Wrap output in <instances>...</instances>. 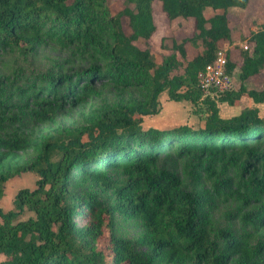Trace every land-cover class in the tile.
I'll list each match as a JSON object with an SVG mask.
<instances>
[{
    "label": "trees",
    "instance_id": "trees-1",
    "mask_svg": "<svg viewBox=\"0 0 264 264\" xmlns=\"http://www.w3.org/2000/svg\"><path fill=\"white\" fill-rule=\"evenodd\" d=\"M128 1L134 6L114 12L108 0H0V50L32 51L48 39L97 55L95 62L69 74L36 76L34 82L43 85L33 84L27 91L25 106L41 121L55 122L58 110L86 102L79 128L53 129L40 140L0 138V199L10 178L27 171L38 175L33 188L17 191L13 208L0 206V254L5 256L0 264H149L155 256L166 264H264L259 244L227 230L221 231L226 242L220 247L203 225L206 199L182 189L172 172L158 167V157L165 153L191 155L202 164L222 162L235 150L242 155L241 176L248 174L239 183L245 191L239 195L248 203V188L264 194V114L258 107H243L225 118L217 102L206 98L209 112L197 128L143 126L144 115L161 111L162 93L170 101H199V72L233 39L230 11L245 9L250 0ZM156 1L169 20L194 19L202 51L187 59L188 38L173 39L170 51L157 61L149 47L136 43L157 29ZM206 7L215 12L205 16ZM124 16L130 33L122 26ZM249 40L252 49L240 51V85L221 93L220 102L240 104L243 96L264 102V81L261 88L245 83L264 68V22ZM226 56V70L232 73L237 67L232 50ZM3 87L0 77V97ZM7 105L0 99V127L13 119ZM27 147L38 151L37 158L21 164L19 151ZM113 167L121 169L123 179L110 175ZM79 181L111 190L122 214L141 219L150 256L113 233V209L95 191L80 193ZM27 210L34 215L21 219ZM79 216L85 218L83 224L76 223Z\"/></svg>",
    "mask_w": 264,
    "mask_h": 264
},
{
    "label": "rangeland",
    "instance_id": "rangeland-1",
    "mask_svg": "<svg viewBox=\"0 0 264 264\" xmlns=\"http://www.w3.org/2000/svg\"><path fill=\"white\" fill-rule=\"evenodd\" d=\"M108 4L114 12L126 6H134L128 0H108ZM212 12L215 11L211 7L204 10L205 16L211 15ZM154 15L156 31L149 39L141 38L136 43L140 47H149L155 60L160 61L161 57L170 51L173 39L181 41L188 38L187 59L202 51L201 39L194 36L193 18L178 17L169 20L159 1L154 3ZM229 18L235 34L230 42L222 44L221 50L224 53L232 50V59L236 61L237 67L230 74V84L237 88L240 85L239 66L242 60L240 51L251 50L253 47L249 38L252 31L258 30L264 22L263 0H250L245 9L231 10ZM121 21L125 32L130 33L128 18L124 16ZM96 58L97 55L90 50L83 51L77 46L69 47L59 40L48 39L42 40L32 51H23L17 47L0 50V77L4 78L3 95L0 99L8 104L6 111L13 117L0 127V138L4 141L40 140L53 129L79 128L82 124L80 114L86 110V102L76 107L67 105L58 110L55 122L41 121L31 116L30 109L25 106L29 95L27 91L33 84L36 85L35 88L43 85L39 80L34 82L38 75L69 74L72 70L87 67L89 63L95 62ZM263 76L264 68L249 83H245L249 86H259ZM219 92L212 91L211 94L217 102L220 115L234 116L233 108L227 104L221 105L222 102L218 101ZM63 93L64 89L59 91V95ZM160 104L161 111L158 114L143 116L145 128L156 126L165 129L183 124L197 128L204 123L209 112L205 100L200 99L197 103L189 100L170 101L166 93L160 95ZM259 111L264 114V104L260 105ZM19 154L20 163L26 164L37 158L38 151L27 147L24 151H19ZM241 163L242 155L235 150L229 151L222 162L206 160L202 164L191 155L177 157L174 153H165L158 157V167L172 172L178 178L182 189L192 191L206 199L203 225L220 247L226 242L221 236V231L227 230L236 238H241L252 245L259 244L264 258V194H253L252 189L248 188V203L239 195V192L244 191L243 188L238 189L239 183L248 177L247 173L244 178L241 176ZM208 167L212 168L213 173L208 171ZM110 175L116 180L124 177L121 169L117 167L111 168ZM37 178V174L27 171L11 178L12 181L7 180L0 202L1 207L5 211L13 208L17 191L24 187L33 188ZM216 183L219 186H216ZM86 188L88 191L97 192L102 203L113 209V233L131 241L139 253L150 256L151 249L144 242L146 229L141 219L122 214L115 207L116 200L111 190H98L89 181H79L77 190L83 193ZM33 215V212L27 210L20 218L25 219ZM260 215H263L262 220ZM84 221L83 216L76 218L77 224H83ZM0 258H4V255ZM228 259L234 263V257L229 256ZM149 264H166V260L161 256H155L151 258Z\"/></svg>",
    "mask_w": 264,
    "mask_h": 264
},
{
    "label": "built area",
    "instance_id": "built-area-1",
    "mask_svg": "<svg viewBox=\"0 0 264 264\" xmlns=\"http://www.w3.org/2000/svg\"><path fill=\"white\" fill-rule=\"evenodd\" d=\"M227 61L228 58L226 56V52L224 53V51L219 49L216 53L215 59L199 72L198 86L202 92L200 97L201 100H205L206 98L215 100L214 96L211 94L212 91H220V95L227 90L234 89V86L230 84L231 73L226 70Z\"/></svg>",
    "mask_w": 264,
    "mask_h": 264
},
{
    "label": "crops",
    "instance_id": "crops-1",
    "mask_svg": "<svg viewBox=\"0 0 264 264\" xmlns=\"http://www.w3.org/2000/svg\"><path fill=\"white\" fill-rule=\"evenodd\" d=\"M212 13H214V12H212ZM211 13V14H212ZM232 26V25H231ZM235 34V33H234ZM259 74V73H258ZM257 74V75H258ZM256 76V75H255ZM255 76H253V77H255ZM253 77H250L249 79H247L245 82L246 83H249L250 82V80L253 78ZM263 81H264V76H263V78H262V80H261V82H260V85L259 86H249V85H247V86H249V87H254V88H261V86H262V83H263ZM225 104H227V105H229V107H231V108H233V115H238L241 111H242V108L243 107H249V106H256V107H258V109L260 108V105L261 104H264V102L263 103H255L254 101H253V99H251V98H249L248 96H243V98H242V100H241V103L240 104H235V105H231V104H229V103H227V102H222L221 103V105H224L225 106ZM259 113L261 114V112L259 111ZM262 115V114H261ZM144 116H148V115H144ZM151 116H154V115H151ZM229 116H227V117H225V118H228ZM19 175V174H18ZM15 177V176H14ZM13 178V177H12ZM11 179V178H10ZM11 181H12V179H11ZM10 188H11V186H10ZM0 202H1V199H0ZM0 206H1V203H0ZM11 209V208H10ZM4 210V209H3ZM9 210V209H8ZM5 211V210H4ZM7 211V210H6ZM1 255H3V254H0V257H1ZM5 257V256H4ZM1 259V258H0ZM2 259H4V258H2ZM1 259V260H2Z\"/></svg>",
    "mask_w": 264,
    "mask_h": 264
}]
</instances>
